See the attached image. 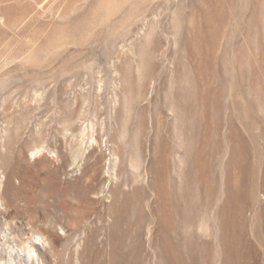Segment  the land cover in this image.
<instances>
[{
    "label": "rangeland",
    "instance_id": "rangeland-1",
    "mask_svg": "<svg viewBox=\"0 0 264 264\" xmlns=\"http://www.w3.org/2000/svg\"><path fill=\"white\" fill-rule=\"evenodd\" d=\"M0 264H264V0H0Z\"/></svg>",
    "mask_w": 264,
    "mask_h": 264
},
{
    "label": "bare ground",
    "instance_id": "bare-ground-1",
    "mask_svg": "<svg viewBox=\"0 0 264 264\" xmlns=\"http://www.w3.org/2000/svg\"><path fill=\"white\" fill-rule=\"evenodd\" d=\"M30 245H31V244H30ZM28 247H29V245H28ZM28 247H27V249H26V253H27L28 255L30 254L28 258H30L31 256L34 257L33 255H31V253H33V251H31L32 249H28ZM25 248H26V247H25ZM25 248H24V249H25ZM33 250H34V249H33ZM36 253H37V252H36ZM34 254H35V253H34ZM35 255H36V254H35ZM40 257H42V255H40ZM35 258H36V257H35ZM36 259H37V258H36ZM36 259H35V260H36ZM27 260H28V259H27ZM36 261H38V260H36ZM28 262H29V261H28Z\"/></svg>",
    "mask_w": 264,
    "mask_h": 264
}]
</instances>
